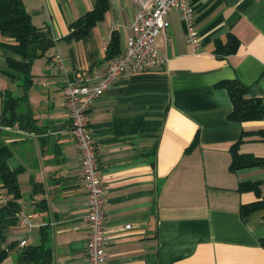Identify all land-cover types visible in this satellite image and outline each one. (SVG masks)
<instances>
[{"label":"crops","instance_id":"crops-1","mask_svg":"<svg viewBox=\"0 0 264 264\" xmlns=\"http://www.w3.org/2000/svg\"><path fill=\"white\" fill-rule=\"evenodd\" d=\"M106 10L90 29L76 23L97 0H22L32 24L48 25L55 41L33 62L28 107L36 132L7 134L27 224L10 229L5 244L17 247L0 264H13L20 242L48 235L53 264H86L89 231L86 190L71 118L64 103L67 80L102 73L133 35L132 0H104ZM199 50L186 40L180 12L155 41L163 65L146 73L127 71L93 103L90 129L104 188L107 264H264V208L245 216L241 206L264 200V164L230 171L231 149L264 160L257 134L261 120L230 118L233 105L220 84L237 80L264 109V0H191ZM234 47L219 55L216 45ZM0 32V110L4 92L21 94L8 61H24ZM231 47V48H232ZM69 75L58 71L54 55ZM195 139V146L186 149ZM255 184L240 192V184ZM7 195L0 189V205ZM129 229H126V226Z\"/></svg>","mask_w":264,"mask_h":264},{"label":"trees","instance_id":"trees-1","mask_svg":"<svg viewBox=\"0 0 264 264\" xmlns=\"http://www.w3.org/2000/svg\"><path fill=\"white\" fill-rule=\"evenodd\" d=\"M106 10L104 0H97L94 9L88 12L76 23V29L83 27L81 32L90 29L99 21ZM0 32L2 36L13 40L14 45L11 51L20 57L24 63L13 60L8 61V66L17 73L21 94L14 95L11 92H4L0 110V189L7 195L5 204L0 205V263L6 260L9 254L16 249V242L5 244L10 229L18 223V213L21 211L19 203L20 186L18 175L22 168L11 169L8 160L13 154L12 144L6 141V135L14 133L9 131L16 125L19 130L36 132L35 119L28 107L27 90L31 84L30 69L33 62L45 57L54 47L55 41L48 25L35 27L32 24L31 13H29L22 0H0ZM118 38L112 35L107 48L106 57L112 59L119 54L116 51ZM231 43L220 47L216 45V52L222 55L223 51L231 53L234 51ZM234 46V45H233ZM232 47V48H231ZM226 89L233 105V112L230 118L239 122L261 120L264 117V109L261 101L250 95L249 89L237 80L224 81L220 84ZM20 135L18 133H14ZM260 141L264 142V129L257 133ZM196 144L195 139L186 149L191 150ZM230 171L264 164V160L251 155H242L237 151V145L231 150ZM240 192L254 191L259 197L257 185L250 183L240 184ZM264 208V200L256 203L241 206L240 215L245 216L255 210ZM261 245L264 247V240ZM52 249L48 235L41 236L38 244L26 245L16 250L13 264H51Z\"/></svg>","mask_w":264,"mask_h":264},{"label":"built area","instance_id":"built-area-1","mask_svg":"<svg viewBox=\"0 0 264 264\" xmlns=\"http://www.w3.org/2000/svg\"><path fill=\"white\" fill-rule=\"evenodd\" d=\"M135 13L132 22L133 35L126 41L124 49L108 63L102 73L83 72L76 80L69 79L63 88L65 106L71 118V134L78 148L81 170L86 190V216L89 238L86 246V264H107L104 230V188L99 173L97 153L90 129V111L93 103L127 71L146 73L163 65L155 50L157 36L169 27L167 15L172 9L180 12L186 26V40L194 52L199 50V38L193 21L191 0H132ZM58 71L69 75L65 59L54 55ZM22 134L15 125L10 129ZM28 214L18 213V224H27ZM130 227L127 225L126 229ZM20 242V247L26 246Z\"/></svg>","mask_w":264,"mask_h":264},{"label":"water","instance_id":"water-1","mask_svg":"<svg viewBox=\"0 0 264 264\" xmlns=\"http://www.w3.org/2000/svg\"><path fill=\"white\" fill-rule=\"evenodd\" d=\"M82 29V27H79L78 29H76L75 31H73L69 36L68 38H72L77 32H79L80 30ZM53 264V263H51Z\"/></svg>","mask_w":264,"mask_h":264}]
</instances>
